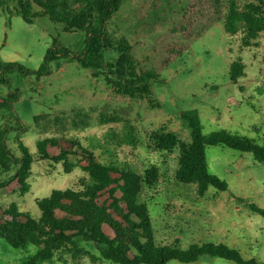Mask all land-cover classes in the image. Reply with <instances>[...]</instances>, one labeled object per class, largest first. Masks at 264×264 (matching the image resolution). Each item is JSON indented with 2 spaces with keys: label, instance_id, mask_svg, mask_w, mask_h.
I'll return each mask as SVG.
<instances>
[{
  "label": "rangeland",
  "instance_id": "374dc122",
  "mask_svg": "<svg viewBox=\"0 0 264 264\" xmlns=\"http://www.w3.org/2000/svg\"><path fill=\"white\" fill-rule=\"evenodd\" d=\"M31 1V0H30ZM240 5L254 0H237ZM15 0H10L12 9ZM33 12L41 8L33 6ZM226 6L216 0H122L106 23L101 39L104 66L93 74L79 58L84 54L86 34L67 32L48 16L27 23L21 15L0 10V60L37 71L49 49L68 52L49 63V73L36 76L16 69L0 85L4 94L17 91V100L7 110V122L34 155L30 190L22 195L18 184L0 190L2 211L15 205L34 218L40 216L37 200L54 189L81 188L89 181L81 155H70L72 170L63 162L40 160L36 142L58 139L92 151L103 164H115L143 174L158 169V182L144 187L141 200L151 217L157 246L223 243L238 250L245 260L264 264V163L252 153L226 146H206L208 172L228 184L226 191L209 187L204 196L196 184L175 179L180 148L157 150L153 132H174L181 142L191 141V131L181 117L195 112L202 134L227 130L264 145V33L259 45L243 47L242 33L225 32L222 17ZM184 27L185 29H183ZM244 64L245 76L232 80L230 65ZM152 79H145L146 73ZM149 86L144 93L143 87ZM13 117L10 118V115ZM43 116L36 121L35 117ZM22 127V129H21ZM128 127L133 137L128 138ZM7 145L19 155L15 143ZM74 150L79 151L78 147ZM51 155L59 148H49ZM5 173L0 167V181ZM78 243L98 259L84 256L78 264H112L100 258L98 249ZM31 246L15 249L0 237V264H21L34 253ZM45 264H74L54 261ZM76 264V263H75ZM167 264H236L220 257L201 256L193 263L171 260Z\"/></svg>",
  "mask_w": 264,
  "mask_h": 264
},
{
  "label": "trees",
  "instance_id": "16d2710c",
  "mask_svg": "<svg viewBox=\"0 0 264 264\" xmlns=\"http://www.w3.org/2000/svg\"><path fill=\"white\" fill-rule=\"evenodd\" d=\"M226 6L222 17L225 32L230 35L242 33L243 47L258 46V39L264 33V0L240 5L237 0H216ZM122 0H15L11 9L10 0H0V10L21 15L27 22L39 15L48 16L60 23L64 31H82L86 34L84 54L79 58L84 68L93 70V74L103 68L104 56L101 39L106 23L116 12ZM41 11L33 12V6ZM185 29L184 27H182ZM68 52L56 48L49 49L44 63L37 71H29L14 63L3 64L0 60V82L8 84L6 75L16 69L25 74L41 76L49 73V63ZM233 81L245 76L244 64L235 61L230 65ZM152 79V73H146L145 79ZM144 93L149 86L143 87ZM17 91L9 93L0 100V108L11 110L17 100ZM13 114L10 115V118ZM181 117L191 131V141L181 142L178 136L164 128L151 134L150 139L157 150L171 151L180 148L179 167L175 179L183 184H196L199 196H204L209 187L226 191L228 184L208 172L206 146H226L241 152L252 153L254 160L264 163V145L259 146L254 140L233 134L227 130H218L208 136L202 134L199 116L195 112H183ZM43 116L35 117L36 121ZM22 129V127H21ZM128 138L133 137L132 127H128ZM17 128L6 122L0 131V167L5 179L0 181V190L14 181L20 193L30 190L28 181L31 175L34 155L17 136L11 138L8 133ZM15 143L19 155L7 145ZM69 147H60L58 139L45 138L36 142L37 156L40 160L63 162L66 173L72 170L68 159L70 155H81L85 162L83 170L88 173L89 181L81 188L54 189L49 196L38 199L36 204L40 216L34 218L21 212L15 205L2 211L0 217V237L15 249L29 246L35 249L21 264H45L54 261L78 264L84 256L98 259L78 243L82 240L92 243L99 251L100 258L112 264H167L171 260L193 263L201 256L220 257L236 264H260L255 259L245 260L241 253L223 243L193 244L186 249L177 244L157 246L154 242L151 217L148 207L141 200L144 187L151 188L158 182V169L155 166L143 174L126 166L103 164L94 153L81 146L79 142H68ZM59 148V153L51 155L49 148ZM78 147L79 151L74 150ZM251 210L264 215V209L254 204Z\"/></svg>",
  "mask_w": 264,
  "mask_h": 264
},
{
  "label": "crops",
  "instance_id": "0c3cea01",
  "mask_svg": "<svg viewBox=\"0 0 264 264\" xmlns=\"http://www.w3.org/2000/svg\"><path fill=\"white\" fill-rule=\"evenodd\" d=\"M24 19V18H23ZM25 20V19H24ZM26 21V20H25ZM27 22V21H26ZM27 23H32V22H27ZM0 85H1V82H0ZM8 94H3L1 91H0V100L3 99V98H7ZM7 110L4 109V108H0V131H2V129L4 128L8 118H7Z\"/></svg>",
  "mask_w": 264,
  "mask_h": 264
}]
</instances>
